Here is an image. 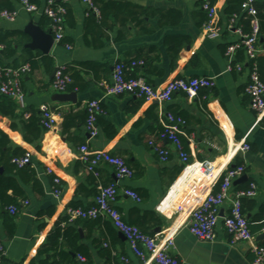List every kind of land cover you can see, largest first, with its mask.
Returning a JSON list of instances; mask_svg holds the SVG:
<instances>
[{
	"label": "crops",
	"instance_id": "0c3cea01",
	"mask_svg": "<svg viewBox=\"0 0 264 264\" xmlns=\"http://www.w3.org/2000/svg\"><path fill=\"white\" fill-rule=\"evenodd\" d=\"M39 1L42 5L46 0ZM117 1L128 4L129 12L121 13L118 18L109 16L108 24L102 26L97 20L95 23L89 21L88 7L83 0H71L69 7L73 19L69 20L65 35L71 39L72 48L68 50L66 46L54 43L48 54L30 47L33 42L30 30L52 34L51 28L40 25L41 16L20 11L13 23L0 19V32L14 33L12 40L21 43L15 55L2 59L0 66H30L21 81L25 94L23 109L38 111L45 105L58 117L55 129L45 130L41 140L30 145L20 131L11 129L13 121L10 118L0 116V128L31 155V164L41 185V191L32 185H23L26 198L19 200L21 207L15 215L13 237L7 235L4 223L0 221V239L6 250L4 258L9 264H30L47 245L49 234L67 217L69 207H90L95 199L93 192L99 191V186L116 182L113 167L102 165L101 176L96 178L78 160V148L88 142L92 150L123 158L134 171L132 179L118 183L115 207L128 223L150 236L160 237L177 231L168 251L182 264H252L251 245H231L222 219L216 229L215 241L204 243L186 228L187 212L177 213L174 205L166 210L158 209L169 197L183 167L169 142H165L171 152L166 163L161 162L149 144L151 141L160 144L163 111L185 119L182 137L188 144L191 161H212L226 167L230 150L247 137L250 151L240 153L230 163L231 167L244 163L246 173L243 176L246 175L247 180L240 181L243 176L235 180L231 192L247 189L251 183L256 185L257 196L242 202L250 226L259 225L256 218L264 207V124L255 127L256 115L245 92L250 74L245 51L239 50L235 55L236 62L243 64L242 72L228 71L227 46L239 40V36L227 28L230 20L228 0L218 1L222 35L217 40L203 35L207 17L202 9L203 0ZM257 7L264 13V0H258ZM71 21L72 26L69 25ZM260 46V57L264 58V45L261 43ZM45 56L53 59L50 69L43 59ZM119 61L127 64L143 61L142 66L133 68L129 74L142 76L155 87L172 79L195 77L212 78L216 86L211 91L201 92L196 99H190L183 92L176 93L171 102L164 104L129 94L107 95L106 86ZM61 67L72 69L80 75L81 83H87L81 92H66L76 93L73 102H58L53 98L57 93L52 88L54 72ZM203 95L207 96L206 100ZM94 99L103 103L101 118L105 124L99 125V136L88 141V132L80 120L86 113L87 102ZM66 118L68 129L63 135ZM112 132L115 134L110 136ZM55 179L60 183L57 184ZM56 188L60 191L58 197L54 193ZM124 189L136 191L142 195V201L138 203L125 195ZM229 210L227 203L221 208V215H227ZM62 227L78 230L81 245L88 253L85 264H125L120 256L127 257L130 264H142L131 252L124 235L108 219L102 218L93 225L66 222ZM261 233L254 234L256 244H264L256 240Z\"/></svg>",
	"mask_w": 264,
	"mask_h": 264
},
{
	"label": "built area",
	"instance_id": "2783aa9c",
	"mask_svg": "<svg viewBox=\"0 0 264 264\" xmlns=\"http://www.w3.org/2000/svg\"><path fill=\"white\" fill-rule=\"evenodd\" d=\"M71 0H46L41 6L21 0L14 11H3L0 19L9 23L17 20L19 12L23 11L32 16H46L51 19V32L54 43L59 44L66 32L65 15L66 5ZM219 0H203L202 9L206 13L207 21L203 26V35L207 39L217 40L222 35L218 13ZM87 5V15L89 12L100 14L93 0H83ZM258 0H245L242 4V16L250 20L251 32L245 33L243 25L239 24V16L234 15L228 23V30L233 31L239 36V40L227 46L226 56L229 61L228 71L242 72L243 64L236 62L235 55L239 50H244L249 63V80L245 87V92L250 100V107L256 115L255 127L264 124V81L259 74L258 58L261 53L260 29H259V10ZM66 48L70 50L71 45ZM4 49L0 45V50ZM119 61L114 65L111 82L106 86L107 95L121 96L129 94L145 101H157L160 104L172 101L174 94L183 92L190 99H196L203 91H211L216 84L214 79L208 77H195L190 79H172L165 85L155 87L144 77H131V68L142 66L143 61H132L127 64ZM65 67L58 68L55 73L52 88L57 93H66L67 86L72 82L70 76L65 73ZM30 71L29 65L19 67L0 66V93L13 101L23 109L25 107V94L22 88V78ZM204 100L207 99L203 95ZM42 113V125L45 130L53 131L58 123L57 115L48 107L40 108ZM87 120L85 129L88 132L89 140L95 139L100 134L98 118L104 114L103 103L101 100H90L86 104ZM161 130L159 140L169 142L176 150L177 156L182 164L183 175L187 171H194L195 175L190 179L183 189V195L174 200L166 199L159 206V210H166L169 206H176L177 213H185L189 219L185 224L188 231L204 243H213L217 237L216 229L222 219L226 233L230 236L231 245L238 243H248L251 245L253 253L252 264H264V245L255 243V236L251 231L249 220L244 212L243 200L255 198L257 187L251 183L247 189L231 192L235 180L246 173L244 163L231 167L230 163L240 153L245 154L250 151L247 137H244L238 145L230 150L229 163L226 167L218 166L212 161H191L189 154L185 151L181 137L184 132L182 128L186 121L181 116L173 115L170 112L161 114ZM28 118L29 114L26 113ZM159 156L161 162L169 161L171 152L154 141L149 143ZM78 160L81 161L86 169L96 178H100L102 165L113 167L116 182L108 186H99L98 195L94 203L87 208L69 207L66 211L68 222L78 220H96L98 218L108 219L120 233L124 235L133 255L142 264H182L181 261L171 255L168 247L174 244L176 232L165 236H150L144 233L138 226L128 223L123 214L115 207V202L119 194L118 183L125 179H132L134 171L128 166L126 161L118 156H114L106 151L92 150L89 143H85L78 148ZM19 167L31 163V155L27 153L25 157L14 161ZM180 177L171 187L169 196L177 186ZM57 184L59 179H55ZM185 182V181H184ZM217 188V190H215ZM55 195L58 197L60 191L56 188ZM123 193L136 202H141L142 197L134 190L124 189ZM229 203L230 210L227 215H221V208ZM28 203L25 202V205ZM13 215L18 213L15 207L10 208ZM264 231V230H263ZM6 254L5 245L0 239V256ZM115 254V253H114ZM120 260L125 264H130V260L125 256H120ZM86 257L79 255L76 262L68 264H85Z\"/></svg>",
	"mask_w": 264,
	"mask_h": 264
},
{
	"label": "trees",
	"instance_id": "16d2710c",
	"mask_svg": "<svg viewBox=\"0 0 264 264\" xmlns=\"http://www.w3.org/2000/svg\"><path fill=\"white\" fill-rule=\"evenodd\" d=\"M21 0H0V14L3 11H14ZM41 6L39 0H29ZM245 0H228L227 14L229 18L234 15L239 16V24L243 25L244 32H251L250 20L246 19L244 15L242 16V4ZM95 6L98 8L100 14L97 16L94 12H89L87 18L93 23L98 22V24L104 26L107 25V19L109 16L118 18L121 13L129 12L130 6L128 4L118 2L117 0H93ZM67 13L65 15L66 29L68 28V22L72 17V11L70 10L69 4L66 5ZM258 14L259 19V29H260V39L264 41V13H261L260 9ZM145 10H143L144 13ZM146 12V11H145ZM207 21V17L204 23ZM72 26V21L69 23ZM40 25L43 28H51L52 21L46 16L41 17ZM109 26V25H108ZM15 34L0 32V45L4 46V49L0 50V63L2 59H10L16 53V49L21 43L13 41L12 37ZM261 44V42H260ZM60 46L72 45V41L66 35L63 37ZM264 45V42L262 43ZM244 51V50H243ZM50 69L53 64V59L49 56L43 58ZM129 64V63H128ZM259 64V74L261 79L264 81V58H258ZM127 65V64H126ZM130 65V64H129ZM3 66V65H2ZM133 68H131L132 70ZM65 73L68 74L72 82L67 86V91H83L87 87V83H81V77L72 69L66 67ZM131 77H136L132 74ZM28 113L29 117L26 118L25 114ZM0 116L10 118L13 121L11 129L13 131H20L23 135V139L27 144L33 145L39 142L45 131L42 125V113L40 110L34 109H21L15 101L2 95L0 93ZM87 111L82 116L80 124H86ZM105 122L102 120L101 116L98 118V124L102 125ZM63 135L67 134L68 129V119L66 118L64 123ZM115 132H112L110 136H113ZM185 151L189 153L188 144L186 140L181 137ZM70 141V138L67 137ZM161 145L165 146V142L160 141ZM27 151L17 146L10 138L9 134L0 128V221L4 223V227L7 231L9 237H13L16 232V216L11 214L10 208L15 207L19 211L21 203L19 200L26 198V193L23 189V185H32L37 191H41L40 182L37 180L36 170L33 165L27 164L23 167H19L14 161L25 157ZM12 192V195H9ZM94 196L98 195V191L93 192ZM142 196V195H141ZM73 208H78L77 205H73ZM264 207L262 208V214L256 218L259 222L256 227H252L251 231L253 234L263 232L264 230ZM78 220L79 222H84L86 224H96L98 220ZM68 222V217L62 219L55 230L51 232L48 236V243L42 247L38 252V258L32 260L30 264H68L77 261V257L82 255L84 257L88 256L87 249L81 245V238L76 227H66L63 228L62 224ZM76 226V225H75ZM144 232V231H143ZM145 233V232H144ZM264 245V244H260ZM50 256V257H47ZM87 259V257H86ZM0 264H9L4 256H0Z\"/></svg>",
	"mask_w": 264,
	"mask_h": 264
},
{
	"label": "water",
	"instance_id": "95a60500",
	"mask_svg": "<svg viewBox=\"0 0 264 264\" xmlns=\"http://www.w3.org/2000/svg\"><path fill=\"white\" fill-rule=\"evenodd\" d=\"M30 35L33 39L32 44L30 45V47L32 49H38L41 52H43L44 54H48L49 51L51 50V47L54 44V38L52 34H45L42 31L39 30H30ZM260 42L263 43V39H260ZM58 69L56 68L55 72H54V76L55 73ZM56 101L58 102H73L76 100V93H56L54 94L53 97ZM89 136V135H88ZM0 172H2V169H0ZM242 180H247V176H243L240 181ZM258 242H264V231L257 236L256 239Z\"/></svg>",
	"mask_w": 264,
	"mask_h": 264
},
{
	"label": "bare ground",
	"instance_id": "6f19581e",
	"mask_svg": "<svg viewBox=\"0 0 264 264\" xmlns=\"http://www.w3.org/2000/svg\"><path fill=\"white\" fill-rule=\"evenodd\" d=\"M194 175H195L194 171H190V170L185 172L183 175H181V178L178 181L177 186L175 187V189H173V191L171 192V194L169 196V199L174 200L176 198H179V195H183V189H184L185 185L187 184V182L190 179H192L194 177Z\"/></svg>",
	"mask_w": 264,
	"mask_h": 264
}]
</instances>
